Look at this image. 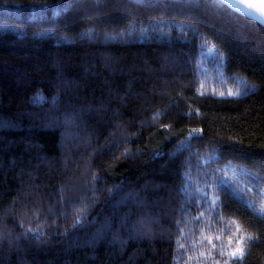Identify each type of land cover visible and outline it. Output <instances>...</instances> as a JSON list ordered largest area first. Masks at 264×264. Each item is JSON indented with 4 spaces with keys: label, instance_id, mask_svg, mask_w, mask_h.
<instances>
[{
    "label": "trees",
    "instance_id": "obj_1",
    "mask_svg": "<svg viewBox=\"0 0 264 264\" xmlns=\"http://www.w3.org/2000/svg\"><path fill=\"white\" fill-rule=\"evenodd\" d=\"M0 10V264H264L262 25L218 0Z\"/></svg>",
    "mask_w": 264,
    "mask_h": 264
},
{
    "label": "water",
    "instance_id": "obj_2",
    "mask_svg": "<svg viewBox=\"0 0 264 264\" xmlns=\"http://www.w3.org/2000/svg\"><path fill=\"white\" fill-rule=\"evenodd\" d=\"M234 12L264 27V0H218Z\"/></svg>",
    "mask_w": 264,
    "mask_h": 264
},
{
    "label": "rangeland",
    "instance_id": "obj_3",
    "mask_svg": "<svg viewBox=\"0 0 264 264\" xmlns=\"http://www.w3.org/2000/svg\"><path fill=\"white\" fill-rule=\"evenodd\" d=\"M14 11H16V18H24V17H26L27 15H29V14H32V15H34V14H37L36 16H40V14H41V11H36V12H24V11H21V10H14ZM2 13V14H1ZM8 13H11L9 10H6V11H4V12H1V10H0V14L2 15V17H7V14ZM55 13H56V11H55ZM31 15V16H32ZM30 16V15H29ZM232 95H234L233 93H231V96Z\"/></svg>",
    "mask_w": 264,
    "mask_h": 264
},
{
    "label": "snow or ice",
    "instance_id": "obj_4",
    "mask_svg": "<svg viewBox=\"0 0 264 264\" xmlns=\"http://www.w3.org/2000/svg\"><path fill=\"white\" fill-rule=\"evenodd\" d=\"M230 95H231V93H229ZM81 211H83V209L81 210ZM77 223H79V220L77 221ZM75 226V225H74ZM237 253H239V255H237ZM231 257H232V259L234 260V261H237V260H239V259H241L242 258V256H243V250L242 249H240V248H237L234 252H232L231 254Z\"/></svg>",
    "mask_w": 264,
    "mask_h": 264
}]
</instances>
